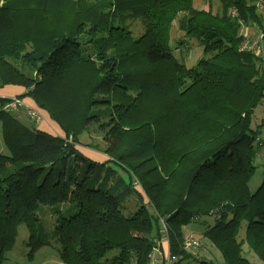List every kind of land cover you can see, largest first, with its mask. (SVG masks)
Listing matches in <instances>:
<instances>
[{"label":"trees","instance_id":"1","mask_svg":"<svg viewBox=\"0 0 264 264\" xmlns=\"http://www.w3.org/2000/svg\"><path fill=\"white\" fill-rule=\"evenodd\" d=\"M219 1L213 10L195 0H0V89L28 88L18 96L58 132L25 123L0 96L9 150L0 155V264L23 224L31 258L55 241L61 264H151L163 223L178 264H215L199 256L203 241L185 247L186 228L209 217L203 237L223 264H252L245 244L264 262V171L256 191L249 185L263 145L252 121L264 58L241 49L247 27L264 32L263 17L260 0ZM190 42L203 48L191 67L175 54ZM92 123L103 134L102 162L80 150ZM102 175L119 179L93 185ZM133 192L140 206L127 215L122 201ZM68 202L76 211L40 233V206Z\"/></svg>","mask_w":264,"mask_h":264},{"label":"rangeland","instance_id":"2","mask_svg":"<svg viewBox=\"0 0 264 264\" xmlns=\"http://www.w3.org/2000/svg\"><path fill=\"white\" fill-rule=\"evenodd\" d=\"M211 5L213 10H217L220 8L221 3L219 0H195V4H197L198 7H207ZM218 7V8H217ZM129 22H132L131 29L134 32L135 36H138L143 31V25L140 20H129ZM178 20H175L173 23V26L171 28V46L175 48L176 41L180 37V29L178 28ZM191 48L183 53H181L182 46L179 44V49L176 50L175 54L177 57L184 61L189 67L196 66L197 61L199 58L203 56V48L201 46H197L196 44H191ZM27 71V69L25 70ZM28 88H21L17 86H7L5 88L0 89V96L6 97L10 99V103L12 108L11 111L22 121L25 123H29L30 125H37L40 127H43L47 130L53 131V133H58L54 128L55 123L46 116L45 112L43 113L35 104L32 103V99L30 97L26 98H20L18 95L22 94L24 92H27ZM23 102L24 105H20V103ZM17 103L16 105H14ZM264 100L261 104H259L253 114V121H252V127L255 129H260V136L263 140L262 148L259 152V155L257 156L255 160V164L257 165V170L252 177V179L249 182L251 190L254 192L256 189L260 186L262 179H263V171H264V126H261V122L264 121ZM26 106H30L34 109H36L41 115V119L37 120L32 118L27 111ZM89 145V146H88ZM105 148V142L103 140V134L101 133V130L96 126L95 123L90 124L86 130L81 134L80 136V150L84 152V154L89 157L90 159L97 160L99 162H102L101 159L102 156H105V154L102 152ZM1 154H9V150L6 146V144L3 141L2 138V123L0 122V155ZM107 166L113 167L118 172V175L124 178L125 183H128V177L127 172L122 170L119 166L115 165L112 162H109ZM119 177L116 178H107L104 179V175H102L98 182H92L93 185L97 186L101 184L105 188H111L113 184L118 181ZM145 201L147 199L145 198ZM123 205L125 206L126 214L128 215V212H134L138 209L140 206L138 202V198L136 197L135 193L133 192L130 196L125 197L122 201ZM70 211V213L76 211L75 204H72L70 202L68 203H61V204H55V205H41L38 210V216L40 217L39 221V232H43L46 234L52 233L54 229V223L56 222V219L61 214L60 212L67 213ZM214 217H209L206 220L200 219L194 223H191L187 228V234L192 235L195 238H199L200 241L204 242V252L196 251L199 256H202V258L206 260L213 261L215 264H223L224 259L221 255V252L206 238L203 237V231L206 227V225L213 224L214 223ZM165 229V224L163 223V230ZM162 230V232H163ZM246 227L243 225L242 229L239 233V238H243L245 236ZM30 235L29 229L23 224L19 226V235L17 237V242L15 248L7 253V259L4 261L3 264H61L59 257H58V248L59 244L53 241V244L51 246L44 247L40 249L34 257H29L26 253V242L28 240V237ZM164 240V236L162 238ZM160 242H158L157 249H159ZM193 250V249H189ZM160 251V250H158ZM243 252L245 257H247L252 264H264V262L260 259V257L257 255V253L252 250L248 244H245L243 246ZM115 252L109 253V255L115 254Z\"/></svg>","mask_w":264,"mask_h":264},{"label":"built area","instance_id":"3","mask_svg":"<svg viewBox=\"0 0 264 264\" xmlns=\"http://www.w3.org/2000/svg\"><path fill=\"white\" fill-rule=\"evenodd\" d=\"M245 36H246V40L242 43L241 49L252 50L255 52V54L260 55L264 58V32H259L254 37H251L249 34L245 32ZM11 104H7L6 108L7 109L12 108ZM16 104L17 103H15L14 105ZM20 105H24V103L21 102ZM26 108H27L28 114L32 118L37 119V120L41 119L42 115L36 109L30 106H26ZM163 233H164V240H162V242L167 243L168 235H167L166 229L163 230ZM199 241L193 238V236H190L185 241V247L188 249L199 248L202 245L201 241L200 242ZM156 249L157 248H155L154 250ZM167 249L168 250L165 252L164 259L161 263H159L155 259L154 254L152 253L151 264H178L177 256L172 255L171 252L169 251V248Z\"/></svg>","mask_w":264,"mask_h":264},{"label":"crops","instance_id":"4","mask_svg":"<svg viewBox=\"0 0 264 264\" xmlns=\"http://www.w3.org/2000/svg\"><path fill=\"white\" fill-rule=\"evenodd\" d=\"M260 13H261V16L263 17V24H264V0H260ZM264 26V25H263ZM264 29V27H263ZM257 29L255 27H247L245 29V32L247 34H249L250 36H255L257 33H256ZM264 105V103H263ZM261 126H264V121L261 122ZM163 244L160 243V246H159V249H156L153 254H154V257L155 259L161 263L164 259V254L166 252V249H167V244L165 242H162ZM160 250V251H158Z\"/></svg>","mask_w":264,"mask_h":264}]
</instances>
